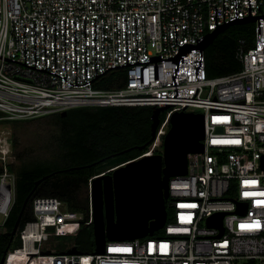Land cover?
Returning a JSON list of instances; mask_svg holds the SVG:
<instances>
[{
  "label": "built area",
  "instance_id": "2783aa9c",
  "mask_svg": "<svg viewBox=\"0 0 264 264\" xmlns=\"http://www.w3.org/2000/svg\"><path fill=\"white\" fill-rule=\"evenodd\" d=\"M247 17L257 20L253 42L237 44L242 68L209 77L205 36ZM121 68L123 87L95 86ZM136 105L165 108L138 158L164 153L175 112L205 116L204 150L169 180L173 213L162 234L108 240L103 254L61 240L93 228L94 176L85 212L56 196L33 198V219L3 264H264V0H0V121ZM13 158L1 150L3 232L16 197Z\"/></svg>",
  "mask_w": 264,
  "mask_h": 264
},
{
  "label": "trees",
  "instance_id": "16d2710c",
  "mask_svg": "<svg viewBox=\"0 0 264 264\" xmlns=\"http://www.w3.org/2000/svg\"><path fill=\"white\" fill-rule=\"evenodd\" d=\"M254 28V23L234 24L217 35L206 48L209 77L231 74L242 68L236 56L237 44L241 38L251 44ZM125 82L126 73L121 68L106 73L95 86L117 89ZM48 116L54 118L59 128V133L53 136L50 143L55 152L53 158L33 165L22 164L18 168L12 163L8 166L16 174V197L5 222L6 231L0 229V261L6 250L20 244L17 236L12 238L11 233L27 198L19 228L33 219L31 202L37 196H56L70 209L85 212L88 200L83 201L81 194L87 189L89 179L140 157L148 148L140 149L141 146L151 140L152 107L148 105L77 107L67 110L65 116L62 113ZM0 122L10 123L11 126L22 121ZM167 210L170 221L172 212L170 207ZM161 234L162 231L156 233ZM72 239L80 251H95L92 226L84 227Z\"/></svg>",
  "mask_w": 264,
  "mask_h": 264
},
{
  "label": "water",
  "instance_id": "95a60500",
  "mask_svg": "<svg viewBox=\"0 0 264 264\" xmlns=\"http://www.w3.org/2000/svg\"><path fill=\"white\" fill-rule=\"evenodd\" d=\"M256 17L237 19L210 31L201 43L206 49L217 35L234 24L253 23ZM152 107L151 140L141 146L145 149L155 138L164 107ZM67 111L62 112L65 116ZM222 130V128H217ZM205 139V116L202 112H175L171 126L165 136L164 153L143 156L120 165L110 172L92 180L93 234L95 253L103 254L106 242L144 238L162 229L168 219L166 200L170 196L169 180L172 176L184 175L188 168L189 153L202 152ZM264 165V157L262 159ZM41 181L38 180L36 185ZM24 202L12 238L17 233L24 208ZM218 217L222 225L223 214ZM0 264L5 261L6 253ZM67 253H79L72 248Z\"/></svg>",
  "mask_w": 264,
  "mask_h": 264
},
{
  "label": "rangeland",
  "instance_id": "374dc122",
  "mask_svg": "<svg viewBox=\"0 0 264 264\" xmlns=\"http://www.w3.org/2000/svg\"><path fill=\"white\" fill-rule=\"evenodd\" d=\"M59 128L54 123V118L44 116L40 118L22 121L19 124L0 122V152L4 148L12 150L14 158L10 161L17 168L22 165H33L36 162L52 159L55 154L51 149L53 136L59 133ZM87 192H82L81 199L85 201ZM170 211L173 213L172 208ZM4 221L0 214V224ZM61 240L74 243L72 237L63 236Z\"/></svg>",
  "mask_w": 264,
  "mask_h": 264
},
{
  "label": "clouds",
  "instance_id": "9594fccd",
  "mask_svg": "<svg viewBox=\"0 0 264 264\" xmlns=\"http://www.w3.org/2000/svg\"><path fill=\"white\" fill-rule=\"evenodd\" d=\"M103 174H105V173H103ZM101 175V174H100Z\"/></svg>",
  "mask_w": 264,
  "mask_h": 264
}]
</instances>
